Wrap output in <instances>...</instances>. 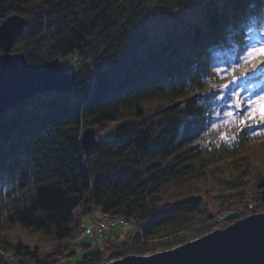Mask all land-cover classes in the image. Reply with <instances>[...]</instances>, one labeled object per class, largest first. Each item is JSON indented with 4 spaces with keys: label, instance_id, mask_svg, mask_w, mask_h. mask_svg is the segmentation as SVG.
I'll list each match as a JSON object with an SVG mask.
<instances>
[{
    "label": "trees",
    "instance_id": "trees-1",
    "mask_svg": "<svg viewBox=\"0 0 264 264\" xmlns=\"http://www.w3.org/2000/svg\"><path fill=\"white\" fill-rule=\"evenodd\" d=\"M199 2L198 21L152 39L163 0H0V21L28 16L13 47L29 62L65 67L73 51L92 55L70 90L0 115V264H58L77 244L73 264H98L208 232L214 205L221 226L264 208V123L213 128L210 87L222 81L213 70L238 62L264 27V0ZM110 120L113 135L83 149V130ZM96 207L137 227L90 249L75 237Z\"/></svg>",
    "mask_w": 264,
    "mask_h": 264
},
{
    "label": "water",
    "instance_id": "water-1",
    "mask_svg": "<svg viewBox=\"0 0 264 264\" xmlns=\"http://www.w3.org/2000/svg\"><path fill=\"white\" fill-rule=\"evenodd\" d=\"M26 21L20 13L2 19L5 27L0 39L4 46H11L7 56L0 57V115L38 92L70 90L75 83V75L64 72L62 64H33L23 51L12 50ZM81 139L84 149L95 146V127H86ZM98 264H264V212L245 215L169 249L151 254L129 253Z\"/></svg>",
    "mask_w": 264,
    "mask_h": 264
},
{
    "label": "rangeland",
    "instance_id": "rangeland-1",
    "mask_svg": "<svg viewBox=\"0 0 264 264\" xmlns=\"http://www.w3.org/2000/svg\"><path fill=\"white\" fill-rule=\"evenodd\" d=\"M163 1L167 2V7H168L166 9L164 15H158L153 21L150 20L148 22V25H147L149 28V35L152 37V39H153V37H158V39L165 37L166 32H165L164 27H163L164 25H167L168 27H170L176 23H179L182 25L185 23H194L195 21H198L201 17V5H200L199 0H163ZM179 2H180V4L182 3V5L180 6V10L173 8V7H176ZM171 4H174V6H172ZM12 13H20V12H12ZM20 14L24 15L26 17V20H28V18H27L28 16L26 14H23V13H20ZM2 19H1V21H2ZM27 22H29V21H26V23ZM261 28H264V27L255 28L251 32V37L253 39L252 44H257L261 41H264V32L261 31ZM12 50L13 51H19L20 48L13 47ZM79 53L80 52H77V51L71 52V54L68 56L67 63L65 65V67L62 65L64 72H66L68 74L69 73L72 74L80 67L81 64L82 65L88 64V65L92 66V55L90 53V50H89V53L86 57H82V55ZM220 66L222 67L223 70H225V72L229 69L228 66L223 62ZM225 72H221L220 76L225 75ZM255 76H256L255 78L254 77L248 78L247 83H249L251 85V87L246 92H242V96L247 97L251 94H259L260 89H264V75H261L260 71L258 70L256 72ZM226 79H228V78H226ZM223 82L224 81H221V83H223ZM230 88H231V85H229V89ZM229 89L217 88L216 92L213 93V95H212V97L216 100V103L214 104V107L212 109V125L213 124L224 125L223 121L225 119H231V118L225 117L224 113L226 111L233 110L234 114L241 113L243 111V109H235L234 106L231 105L230 97L228 95ZM45 91H47V90H45ZM42 92H44V91H42ZM234 121L235 120H232V122H234ZM113 124H115V122L113 120H110L104 127H101V126L95 127L96 138H97V136L100 139H106V138L111 137L113 135V132H114ZM81 143H82V139H81ZM81 146H82V144H81ZM86 166H88V163H86ZM213 192L218 194L219 190L215 187ZM212 204L213 203L211 202V206H212ZM212 208L214 210V218L216 220L215 222L217 223V225L215 227H217V228L223 227V226H221V218L224 217V215H225L224 211H219V208L217 205L212 206ZM80 210H81V208H80ZM79 211L76 210L75 213H77ZM259 212H264V208H261V209L257 210L256 212H252V213H259ZM93 213L97 214V211L94 210L91 213H89L83 217V220H84L83 224H89L91 222V217H92L91 214H93ZM252 213H248L246 215H249ZM134 226L137 227L132 222L114 220V221L110 222V227L104 231L105 232L104 235H101L98 233L80 234V230H81V228H80L78 234L75 237V240L77 242H89L91 244V246L89 248L92 249V247L93 248L95 247L96 243L102 244V242L104 240H107V239H110V240L123 239V237L125 236V233L128 230H130L131 228H134ZM203 234L204 233L198 234V235H196V236H194L188 240H184L183 242L172 244V246H168L166 248H157L153 251H148V252L140 253V254H151L154 252L169 249V248H172V247L177 246L179 244H182L186 241L193 240L197 237H200ZM47 249L48 248H46V250ZM74 250H75V253H73L72 255L64 257L60 260L58 259L59 260L58 264H73L75 262V260L80 258L81 254L84 252L82 246L79 244L75 245ZM4 257H6L7 261L10 262L15 258V255L13 254L12 251H6L4 254ZM114 259H116V258H113L111 260H114ZM111 260H109V261H111ZM109 261H107V262H109ZM49 264H52V263H49Z\"/></svg>",
    "mask_w": 264,
    "mask_h": 264
},
{
    "label": "snow or ice",
    "instance_id": "snow-or-ice-1",
    "mask_svg": "<svg viewBox=\"0 0 264 264\" xmlns=\"http://www.w3.org/2000/svg\"><path fill=\"white\" fill-rule=\"evenodd\" d=\"M5 24L0 21V34L3 33ZM264 32V28H261ZM4 46L3 40L0 39V57H5L8 54L9 48ZM260 71L261 75H264V41L257 44L247 45L243 54L238 57V62L233 63L229 69L225 70L215 68L213 71L215 74L225 72V75H221L220 79L223 83L212 84L211 88L229 89L230 103L235 109H243L241 113L234 114L233 110L226 111L225 117L231 119H225L224 125L231 124L232 120H235L239 126L246 127L251 123L261 124L264 123V89H260L259 94H251L247 97L242 96V92H246L251 85L247 83L248 78L254 77L257 71ZM225 76L229 77L225 79ZM213 128L219 127L216 124L212 125ZM221 138H228L227 133H221Z\"/></svg>",
    "mask_w": 264,
    "mask_h": 264
},
{
    "label": "built area",
    "instance_id": "built-area-1",
    "mask_svg": "<svg viewBox=\"0 0 264 264\" xmlns=\"http://www.w3.org/2000/svg\"><path fill=\"white\" fill-rule=\"evenodd\" d=\"M83 57V56H82ZM81 205L76 206L73 210V213H75L76 210H80ZM97 211V214H91V222L89 224H83L80 230V234H86V233H98L102 234L106 229H108L110 222L114 220H121L125 222H132L136 223L135 220L127 215L122 214H109L107 212H104L100 207H96L95 209Z\"/></svg>",
    "mask_w": 264,
    "mask_h": 264
},
{
    "label": "bare ground",
    "instance_id": "bare-ground-1",
    "mask_svg": "<svg viewBox=\"0 0 264 264\" xmlns=\"http://www.w3.org/2000/svg\"><path fill=\"white\" fill-rule=\"evenodd\" d=\"M88 53H89V51H88ZM88 53L87 54H85V55H82L81 53H79V54H81L83 57H86L87 55H88ZM82 65V64H81ZM80 65V66H81ZM51 91H54V89H50ZM215 228H217V227H215ZM215 228H213V229H215ZM213 229H211V230H213ZM211 230H209V231H211Z\"/></svg>",
    "mask_w": 264,
    "mask_h": 264
}]
</instances>
